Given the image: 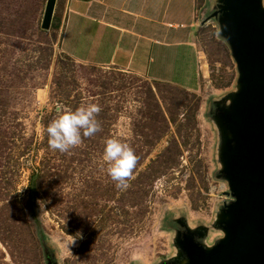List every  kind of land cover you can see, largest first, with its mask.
I'll list each match as a JSON object with an SVG mask.
<instances>
[{
  "label": "rangeland",
  "instance_id": "obj_1",
  "mask_svg": "<svg viewBox=\"0 0 264 264\" xmlns=\"http://www.w3.org/2000/svg\"><path fill=\"white\" fill-rule=\"evenodd\" d=\"M47 1L0 0V264H185L177 241L188 231L214 247L225 237L221 211L233 201L220 175L226 136L214 115L239 91L212 17L218 0H198L195 93L74 60L60 46L66 0H57L45 31ZM90 103L101 109L100 131L68 153L51 150L46 127L56 108ZM108 138L137 157L126 189L107 175Z\"/></svg>",
  "mask_w": 264,
  "mask_h": 264
},
{
  "label": "water",
  "instance_id": "obj_2",
  "mask_svg": "<svg viewBox=\"0 0 264 264\" xmlns=\"http://www.w3.org/2000/svg\"><path fill=\"white\" fill-rule=\"evenodd\" d=\"M56 3L47 1L42 30H50ZM212 17L239 74V91L214 115L226 136L220 175L233 201L221 211L225 237L214 247H203L189 231L177 245L185 264H264V7L262 0H218Z\"/></svg>",
  "mask_w": 264,
  "mask_h": 264
},
{
  "label": "crops",
  "instance_id": "obj_3",
  "mask_svg": "<svg viewBox=\"0 0 264 264\" xmlns=\"http://www.w3.org/2000/svg\"><path fill=\"white\" fill-rule=\"evenodd\" d=\"M198 11V0H66L60 46L78 62L195 93Z\"/></svg>",
  "mask_w": 264,
  "mask_h": 264
},
{
  "label": "clouds",
  "instance_id": "obj_4",
  "mask_svg": "<svg viewBox=\"0 0 264 264\" xmlns=\"http://www.w3.org/2000/svg\"><path fill=\"white\" fill-rule=\"evenodd\" d=\"M100 110L99 105L92 103L74 111H66L58 106L57 117L46 127L48 147L60 153H68L81 144L82 137H91L99 132L100 124L96 116ZM102 159L107 164V175L115 187L126 189L137 164V157L130 145L115 138H108Z\"/></svg>",
  "mask_w": 264,
  "mask_h": 264
},
{
  "label": "trees",
  "instance_id": "obj_5",
  "mask_svg": "<svg viewBox=\"0 0 264 264\" xmlns=\"http://www.w3.org/2000/svg\"><path fill=\"white\" fill-rule=\"evenodd\" d=\"M157 83H159V82H157ZM162 84H165V83H162ZM167 85H170V84H167ZM171 86H173V85H171ZM39 181H40V174L39 173H33L30 177V183H29V203H30V209H31V212H32L34 219L36 218ZM39 233L41 234V239L44 241V235H43L42 231H39Z\"/></svg>",
  "mask_w": 264,
  "mask_h": 264
}]
</instances>
